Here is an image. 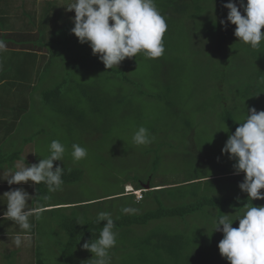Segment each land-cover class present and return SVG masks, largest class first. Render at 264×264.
I'll list each match as a JSON object with an SVG mask.
<instances>
[{
    "label": "trees",
    "instance_id": "1",
    "mask_svg": "<svg viewBox=\"0 0 264 264\" xmlns=\"http://www.w3.org/2000/svg\"><path fill=\"white\" fill-rule=\"evenodd\" d=\"M229 2H235L239 6V0H169L168 5L171 6L170 20L172 21L175 15L178 18L181 17V20H177V22L179 21L180 25L183 26L186 21V28L192 36L187 48L184 47L183 43L174 47L170 45L167 38L166 41L164 39V48L169 45L170 53H167L168 50L166 49L163 55L157 58L164 63L159 64L156 62L157 60L155 63L152 62V69L160 77L156 81L157 89L154 90L157 99L156 104L161 105L163 115L166 118L169 117L167 119L171 124H177L180 127L192 125L190 117L184 115L181 108L182 102L189 94L184 95L182 93L181 80L189 74H192L193 78L199 81L212 82L214 80L217 89L222 84V89L219 91L216 89L217 92L211 96L210 102H213L215 106H222V118L220 120L224 122L231 134L239 126L238 121L246 117L248 109L254 107L257 111L264 110V41L258 48L253 49L235 37L236 26L226 20L229 10L224 5ZM209 6L211 9L207 10ZM240 10L243 14V10ZM202 19L205 23L199 26L198 22ZM221 20L226 21V26L220 23ZM5 28H9V26L5 25ZM261 31L264 32V28ZM20 32L17 29L5 30L3 39L6 45H10L13 55L17 58L16 63L14 61L13 64L15 63L20 67L23 62L22 55L29 53L28 57L32 58V61L24 71L28 79L35 80V82L33 81V84L31 86L29 84L27 87L30 97L27 98L28 101H24V105L22 102L9 104L10 113L13 117H8V121L18 116H24L25 119L27 117L28 119L32 118V114L37 113L34 107L37 101H40L42 105L53 107L42 108L43 111L52 110L48 119L55 113L74 111V109L72 110L73 107H70L73 100L71 101L68 94H62L66 81L65 72L73 78V74H80L84 69L103 68L106 74L116 76L123 70L124 79L127 76L132 77L127 73V69L130 67L112 66L107 69L98 56L93 55L91 51L90 56L86 52L83 60L67 65L68 67L60 66L63 64L60 61L57 47L53 48L52 52L51 48L47 49L48 52L49 50L51 52L48 53L49 58L45 54L42 57L38 54V50L33 49L36 46L34 41L26 38ZM71 39L73 38L71 37ZM175 51H182L187 55V58L183 59L177 56ZM60 52L63 53V51ZM37 54L41 60L40 66ZM139 57H143V53L125 59L127 62H137ZM55 62H58L59 65H55ZM260 66L261 72L258 71ZM5 70L18 71L17 68L12 67ZM14 75L19 77V72L14 73ZM81 79L84 81L83 77ZM248 79L250 80L248 81ZM98 81L99 77L86 83L85 88L79 87L78 96L83 93L84 97H87V94L90 93L89 103L92 113L100 108L98 98L101 90ZM158 84L162 85L159 90ZM12 85L13 83L9 86L12 88ZM232 97L234 101L239 99L242 102L245 112L242 117H238L236 114L241 108L239 110L237 107L233 111L234 113L232 112L234 103ZM198 98L202 102L206 99L201 98L200 94ZM64 100H69V102L65 104ZM75 102L81 105L79 98ZM4 103L6 101H1L0 105ZM207 113L208 111L202 114ZM152 130L154 131L155 128ZM37 132L40 131L37 130ZM34 135L37 134L34 133ZM149 161L152 167H156L157 154L155 153ZM227 163L222 165L223 169H227ZM230 163L234 165L235 162L230 161ZM200 164L201 161H198L197 166ZM63 172L64 174L72 172L74 175L75 169H63ZM127 172L132 177L128 178V175L121 178L123 184L129 180L135 184L136 189H139L147 181L138 174L139 170L137 169ZM153 177L152 175L149 179V186L151 188L159 186V188L143 190L140 196L133 192L126 194L123 185L120 187V191L101 197V201H99L100 198H96L88 202H76L75 210H83L86 206L93 205L92 214L86 212L84 218L72 214L65 225L66 227H63L68 235L64 239L55 237V241L59 244L56 257H37L36 264H48V258L57 259L54 264H73L74 261L80 260L79 257L82 259L85 256L82 245L86 241H90V243L95 241L99 237L100 229L106 224V221L97 223V215L100 212L110 213L114 220L113 231L116 233L117 243L120 240H131V243L124 245L127 251L125 253L126 259H122L123 264H229L221 256L218 249V243L223 234L214 231L216 219L228 214L229 219L235 220L237 216L243 214L244 205L252 203L254 206L264 205V200L252 201L250 198L248 199L247 194L238 187L244 179V174L237 175L234 169L209 175L203 173L197 177L189 173V176L182 181L161 184L151 183ZM67 178L63 181L69 186L72 179ZM115 178L118 180L116 176ZM169 184L173 185L168 186ZM185 187H189V190L181 191ZM261 192L264 193V189ZM118 199H120L119 202L116 201ZM103 200H105L104 202L111 201V203H107L108 205L100 203ZM126 207L135 211L125 213L123 209ZM198 218L205 220L206 233L193 228V225L196 224L193 222ZM232 226L238 227V221H234ZM201 238L208 241L207 245L203 246L204 251L198 246L197 250L192 252L191 242L194 243ZM116 247L115 244L109 249V257L115 258L114 252L122 249H116Z\"/></svg>",
    "mask_w": 264,
    "mask_h": 264
},
{
    "label": "rangeland",
    "instance_id": "2",
    "mask_svg": "<svg viewBox=\"0 0 264 264\" xmlns=\"http://www.w3.org/2000/svg\"><path fill=\"white\" fill-rule=\"evenodd\" d=\"M168 3L169 0H155L157 9L167 23L163 40L166 41L167 38L170 45L174 47L183 43L184 47L187 48L192 39L191 32H188L186 28V21L183 26L180 25L179 21L177 22V20H181V17L178 18L175 15L174 19L170 20L171 6ZM169 9L170 11H168ZM209 9H211L210 6L207 10ZM204 23L205 21L203 22L202 19L198 25ZM69 39L71 38L68 36L58 38L57 47L63 51V53L58 51L60 61L63 64L60 66L68 67L67 65L83 60L86 52L89 56L90 51L92 52L89 44H81L76 36L71 40ZM166 49L168 50L167 53H170L169 45L165 51ZM175 54L183 59L187 58V55L182 51H175ZM155 61L159 64L164 63L160 59H150L143 54V57H139L137 62H127L124 59L118 66L114 65L118 68L130 67L127 69V73L132 77L127 76L126 79L123 78L125 75L123 70L115 76L114 74H106L103 68L84 69L80 74H73V78L65 72L66 81L62 94H68L71 101L73 100L70 107H73L72 110L74 109V111H66L65 114L62 112L55 113L48 119L52 110L43 111L42 108L53 107L42 105L40 101L35 104L34 107L38 113L37 121H35L36 117L29 118L28 125L31 129L40 126V132L33 149L29 153L41 158L47 157L49 155L48 146L52 140H59L65 146L63 161L54 162V168L59 165L64 170L75 169V172L74 175L72 172L68 174L63 172L62 180H66L68 177L67 179H72V183L67 186L63 181L58 188L60 190L57 192H70L72 194L70 200H73L74 204L78 201L88 202L96 198H100L99 201H101V197L120 191V187L123 185L124 190H128L127 184L129 183L134 187L135 184L132 181L126 180L125 184L121 182V178L128 175V178L132 177L127 172L129 170H139L138 174L147 179L143 189L149 190L151 189L149 179L152 175L154 177L151 183L161 184L182 181L189 176V173L197 177L203 173L209 175L234 169L233 164L230 163L233 160L229 159L228 154H222L221 151L231 134L224 122L220 120L223 108L210 102L211 96L217 92V84L214 83V80L212 82L199 81L194 79L192 74L185 75L181 80L182 93L184 95L189 94L182 102L181 108L183 109L182 113L190 117L192 125L180 127L177 124H171L168 121L169 117L167 119L163 115L161 105L156 104L157 99L154 90L157 89L156 81L160 77L152 69V62L155 63ZM54 64L59 65L58 62ZM261 70L260 66L258 71L261 72ZM81 77L84 78V81ZM97 77H99L98 86L101 90L98 98L100 108L92 113L89 103L90 93L87 94V97H84L83 93L78 96L79 87L85 88L86 83L94 81ZM161 86L158 84V90ZM220 89H222V84L217 90ZM199 94L201 98H206L204 102L198 98ZM77 98L80 99L81 105L75 102ZM232 100L234 101L233 97ZM68 102L69 100H64L65 104ZM237 107L241 110L237 111L236 114L238 117H242L245 112L239 99H235L232 112ZM207 111V114H202ZM140 126L147 128L150 135L154 137L152 143L148 145L133 143V132ZM74 143L87 149V156L79 162H74L71 156L72 144ZM155 153L158 161L156 167H152L149 159H152ZM225 160L227 161L224 162ZM198 161H201L199 166H197ZM226 163L228 167L223 169L222 165ZM170 185L173 184L168 186ZM36 187L35 191H43L47 185L41 183L37 184ZM64 187L70 191L62 190ZM183 190L187 191L189 187L181 189V191ZM104 201L100 203L106 205L111 203V201ZM116 201L119 202L120 199ZM93 209V205L86 206L83 210H75L74 214L84 218V214L86 212L92 214ZM193 223H196L193 228L206 233L204 219L198 218ZM129 243L131 240L116 242V249H122L114 252L115 258L108 256L109 264H123L122 259L125 258L127 251L124 245ZM207 243L208 241L202 238L194 243L191 242L192 252L197 250L198 246L204 251L203 246ZM14 253L13 251H6V254L0 257V264H36L37 262L31 259L32 253L29 247H24L21 251L19 249L18 253L21 259L18 257L9 258ZM83 253L85 256L82 259L79 257L80 260L74 261L73 264H95V258H92L93 254L90 251L84 249ZM87 253L89 254L87 255ZM45 256L55 258L56 253L54 251L48 252L45 253ZM52 258L46 260L48 264H54L57 261V259Z\"/></svg>",
    "mask_w": 264,
    "mask_h": 264
},
{
    "label": "clouds",
    "instance_id": "3",
    "mask_svg": "<svg viewBox=\"0 0 264 264\" xmlns=\"http://www.w3.org/2000/svg\"><path fill=\"white\" fill-rule=\"evenodd\" d=\"M64 7L75 13L71 33L81 44L88 43L93 55H97L107 69L138 53L154 59L165 51L163 36L167 23L155 0H73ZM224 7L229 10L227 22L236 26L235 37L253 49L258 48L264 41V32L261 31L264 28V0H239V6L229 2ZM220 23L226 26V21ZM4 49L6 45L0 40V50ZM238 123L235 132L228 136L222 154H228L235 162V174H244L238 187L248 199L264 200L261 192L264 189V110L250 108ZM132 140L136 145H148L154 137L147 128L140 126L134 130ZM48 152L49 155L38 163L17 162L15 171L10 170L0 179L6 180L8 185L28 182L39 185L43 182L50 192L56 191L63 183V167L56 165L54 168V162L63 161L65 146L59 140H52ZM71 156L74 162H79L87 156V149L74 143ZM0 197L6 200L7 206L3 219L13 221L22 230L13 241L16 247H20L22 236L26 238L32 227L29 218L35 216L39 219L43 208H30L28 201L34 198L23 188L6 191ZM243 207V214L235 220L229 219L228 214L216 219L214 231L223 234L218 243L219 252L229 264H264V205L254 206L252 203ZM123 211L135 210L126 207ZM101 221L106 224L100 229L99 237L91 243L86 241L82 247L93 254L95 264H109V249L116 244L115 222L107 212L98 213L97 223ZM234 221H239L238 227L232 226Z\"/></svg>",
    "mask_w": 264,
    "mask_h": 264
},
{
    "label": "crops",
    "instance_id": "4",
    "mask_svg": "<svg viewBox=\"0 0 264 264\" xmlns=\"http://www.w3.org/2000/svg\"><path fill=\"white\" fill-rule=\"evenodd\" d=\"M72 2L73 0H0V40L5 44L3 39L5 30L17 29L21 31L20 34L23 33L26 38L34 41L36 46L33 49L38 50V54L42 57L45 54L49 58L48 53L57 47L60 36H71L72 38L75 36L71 33V29L74 27L72 22V17L75 15L74 10L66 11L64 7ZM1 24L3 25L1 26ZM5 25L9 28H5ZM49 48H51V52L50 50L48 52ZM57 49L59 48L57 47ZM59 51L61 50L59 49ZM14 56L10 45H6L4 50H0V102L6 101L0 105V176L3 177H6L10 170L15 171V165L19 161L33 164L42 159L29 153L38 139L37 130L40 131V126L30 129L28 117L25 119L24 116L7 120L8 117H13L9 104L22 102L24 105V101H28L27 98L30 97L27 87L29 84L31 86L33 81L35 82V80L28 79L24 71L32 61V58L28 57L29 53L22 55L23 62L20 67L15 64L17 58ZM40 62L39 58V66ZM10 67L17 68L18 71L5 70ZM17 72H19V77L14 75ZM11 83H13L12 88L9 86ZM32 116L36 117L35 121H37L38 114L35 113ZM36 186L37 184L32 182L8 185L6 180L0 179V196L6 191L23 188L34 198L28 201V206L43 208L39 219L35 216L29 218L32 225L31 230L26 238L22 236V245L16 247L13 242L14 238L22 230L13 221L3 219V213L7 206L6 200L0 197V257L5 255L6 251H13L15 253L9 258L18 257L21 259L18 251L24 247L30 248L31 259L34 260L37 257L45 256V253L48 252L54 251L57 254L59 244L55 241V237L64 239L68 235L63 227H66L65 225L76 208L73 200H70L72 194L70 192L58 193L57 191L60 189L50 192L48 187L43 191H35ZM62 190L70 191L65 187ZM81 204L84 206L83 203Z\"/></svg>",
    "mask_w": 264,
    "mask_h": 264
},
{
    "label": "bare ground",
    "instance_id": "5",
    "mask_svg": "<svg viewBox=\"0 0 264 264\" xmlns=\"http://www.w3.org/2000/svg\"><path fill=\"white\" fill-rule=\"evenodd\" d=\"M145 185V184H144ZM144 185H142V187H140L139 189H136L135 187H133L130 183L129 184H127V186H129V189L128 190H126V191H128L126 194H128V193H131V192H133V193H135L137 196H140V194L142 193V191L144 190L143 188V186ZM148 186V185H147ZM146 186V187H147ZM151 188V187H150ZM156 189V188H159V186L158 187H152L151 189ZM150 190V189H149ZM125 191V192H126Z\"/></svg>",
    "mask_w": 264,
    "mask_h": 264
}]
</instances>
